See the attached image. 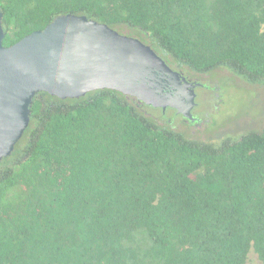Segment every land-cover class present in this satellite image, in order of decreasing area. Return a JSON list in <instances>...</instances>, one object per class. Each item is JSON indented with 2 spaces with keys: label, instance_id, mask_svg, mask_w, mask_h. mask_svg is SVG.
<instances>
[{
  "label": "trees",
  "instance_id": "trees-1",
  "mask_svg": "<svg viewBox=\"0 0 264 264\" xmlns=\"http://www.w3.org/2000/svg\"><path fill=\"white\" fill-rule=\"evenodd\" d=\"M3 44L72 13L123 29L187 77L264 86V0H0ZM104 88L37 92L0 162V264H264V127L187 136ZM162 110V108H160Z\"/></svg>",
  "mask_w": 264,
  "mask_h": 264
},
{
  "label": "water",
  "instance_id": "water-1",
  "mask_svg": "<svg viewBox=\"0 0 264 264\" xmlns=\"http://www.w3.org/2000/svg\"><path fill=\"white\" fill-rule=\"evenodd\" d=\"M2 19L0 8V162L24 134L40 91L76 98L110 88L196 120L195 87L202 84L171 67L142 39L67 13L6 46Z\"/></svg>",
  "mask_w": 264,
  "mask_h": 264
},
{
  "label": "rangeland",
  "instance_id": "rangeland-1",
  "mask_svg": "<svg viewBox=\"0 0 264 264\" xmlns=\"http://www.w3.org/2000/svg\"><path fill=\"white\" fill-rule=\"evenodd\" d=\"M118 31L128 34L123 29ZM191 78L212 80L213 83L218 79L226 78L228 85L221 91V100L218 96L215 98V94L205 87L196 88V111L203 116L200 123L186 122L170 108L166 112L157 107L151 109L157 114L162 113L164 121L169 126L183 131L189 137L201 140H218L223 136H235L249 130H261L264 127L263 85L249 83L225 68H217L208 73L193 71ZM248 264H261L255 251L250 253Z\"/></svg>",
  "mask_w": 264,
  "mask_h": 264
},
{
  "label": "flooded vegetation",
  "instance_id": "flooded-vegetation-1",
  "mask_svg": "<svg viewBox=\"0 0 264 264\" xmlns=\"http://www.w3.org/2000/svg\"><path fill=\"white\" fill-rule=\"evenodd\" d=\"M183 74V73H182ZM184 75V74H183ZM185 76V75H184ZM187 77V76H186ZM189 80H191V81H193V82H199V83H201L202 85H198V86H201V87H205V88H207L211 93H214L215 94V98H217V96H218V99L219 100H221L222 99V97H221V91H223V90H225V88H227V82H226V78L224 79V80H221V79H218L216 82H214L213 83V81L212 80H209V81H207L206 79H204V80H197V79H193V78H191V77H187ZM198 86H196L195 87V90H196V88L198 87ZM220 91V92H219ZM195 101H196V98H195ZM217 106H218V104H216ZM197 103L195 104V106L193 107V109H192V114H193V116L196 118V120H194V121H191V120H189L188 118H186L183 114H181V113H178L177 112V110L175 109V108H172V107H167L166 108V110H163L164 112H166L169 108L170 109H172V110H174L177 114H179L186 122H192V123H200L201 122V120H202V118H203V116H201V115H199L198 113H197ZM208 112L209 111H207L206 113L208 114ZM223 137H225V136H223ZM222 137V138H223Z\"/></svg>",
  "mask_w": 264,
  "mask_h": 264
}]
</instances>
